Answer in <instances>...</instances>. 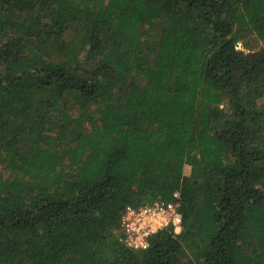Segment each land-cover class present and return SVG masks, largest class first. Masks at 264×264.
I'll use <instances>...</instances> for the list:
<instances>
[{
  "label": "trees",
  "instance_id": "trees-1",
  "mask_svg": "<svg viewBox=\"0 0 264 264\" xmlns=\"http://www.w3.org/2000/svg\"><path fill=\"white\" fill-rule=\"evenodd\" d=\"M250 36L264 0H0V264H264ZM158 197L182 231L127 247Z\"/></svg>",
  "mask_w": 264,
  "mask_h": 264
},
{
  "label": "built area",
  "instance_id": "built-area-1",
  "mask_svg": "<svg viewBox=\"0 0 264 264\" xmlns=\"http://www.w3.org/2000/svg\"><path fill=\"white\" fill-rule=\"evenodd\" d=\"M179 196V194H177ZM124 244L135 250L147 249L151 238L164 229L179 234L183 229V215L178 199L155 200L140 206L127 205L121 220Z\"/></svg>",
  "mask_w": 264,
  "mask_h": 264
},
{
  "label": "rangeland",
  "instance_id": "rangeland-1",
  "mask_svg": "<svg viewBox=\"0 0 264 264\" xmlns=\"http://www.w3.org/2000/svg\"><path fill=\"white\" fill-rule=\"evenodd\" d=\"M249 41V47H245V43H240L239 48L244 49L246 51H249V48H255L259 49L264 46V42H257L256 37L250 36L248 40H245V42ZM260 105L264 106V97L260 99Z\"/></svg>",
  "mask_w": 264,
  "mask_h": 264
}]
</instances>
